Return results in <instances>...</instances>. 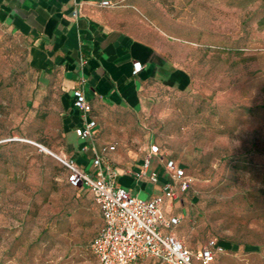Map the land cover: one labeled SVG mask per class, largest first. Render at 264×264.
I'll list each match as a JSON object with an SVG mask.
<instances>
[{
    "label": "rangeland",
    "instance_id": "rangeland-1",
    "mask_svg": "<svg viewBox=\"0 0 264 264\" xmlns=\"http://www.w3.org/2000/svg\"><path fill=\"white\" fill-rule=\"evenodd\" d=\"M118 7L173 70L149 84L142 109L96 118L101 135L116 151L157 144L186 166L194 185L172 210L188 247L215 237L228 249L212 264H264V0ZM28 42L0 20V264H96L98 208L42 149L62 157L64 92L29 68Z\"/></svg>",
    "mask_w": 264,
    "mask_h": 264
},
{
    "label": "crops",
    "instance_id": "crops-1",
    "mask_svg": "<svg viewBox=\"0 0 264 264\" xmlns=\"http://www.w3.org/2000/svg\"><path fill=\"white\" fill-rule=\"evenodd\" d=\"M101 1L0 0V20L29 41V65L56 76L64 92L61 128L69 150L64 149L61 156L92 169L93 156L104 154L118 172L121 186L151 198L160 194L167 180L163 160L157 156L150 160L148 172H158L157 183L136 181L134 172L141 168L144 152L134 146L116 151V144L106 143L98 123L92 136L80 138L75 133L84 118L72 106L73 88L85 91L92 106L88 119L96 120L108 110L142 109L149 84L173 70L160 48L132 31V10L118 7L121 3L135 7L142 0H108L116 4L112 7L102 6ZM134 61L143 64L137 75L132 74ZM110 145L115 149L109 151Z\"/></svg>",
    "mask_w": 264,
    "mask_h": 264
},
{
    "label": "built area",
    "instance_id": "built-area-1",
    "mask_svg": "<svg viewBox=\"0 0 264 264\" xmlns=\"http://www.w3.org/2000/svg\"><path fill=\"white\" fill-rule=\"evenodd\" d=\"M101 5L116 6L108 0L101 1ZM142 69L140 61L133 62V75ZM71 95L73 108L84 118L83 124L75 128L76 135L92 136L97 122L94 118L88 119L92 106L87 94L75 87ZM108 149L114 150L115 145ZM154 156L163 160L167 180L160 186V194L151 198H141L121 186L117 181L118 172L104 154L93 156L92 169L79 166L72 158L58 156L68 170L69 184L89 191L98 206L102 224L90 241L96 264H210L217 254L225 252L214 238L196 250L186 247L178 238L175 229L182 215L174 214L172 208L194 183V178L186 174L183 165L165 158L157 144H150L141 168L134 172L136 181L158 182V172H148Z\"/></svg>",
    "mask_w": 264,
    "mask_h": 264
},
{
    "label": "trees",
    "instance_id": "trees-1",
    "mask_svg": "<svg viewBox=\"0 0 264 264\" xmlns=\"http://www.w3.org/2000/svg\"><path fill=\"white\" fill-rule=\"evenodd\" d=\"M19 35L20 36H22L23 38H25V39H27L25 36H23L22 34H20L19 33ZM29 45H30V43L28 42V47H29ZM28 65H29V61H28ZM29 68L30 69H32L33 71H35L36 73H40V70H38V69H35V68H33V67H31L30 65H29ZM62 138H63V140H62V145H63V149H65L66 151L67 150H69V146L66 144V141H65V139H64V137L62 136ZM46 148V147H45ZM160 148V147H159ZM48 149V148H47ZM160 150H161V148H160ZM161 152H162V150H161ZM167 159H173L177 164H181V163H179V162H177L176 161V159H174L173 157H167ZM182 165V164H181ZM184 166V165H183ZM185 167V172H186V174H188V175H191L190 173H188V171H187V168H186V166H184ZM67 169V168H66ZM67 176H68V170H67V175H66V181H67ZM67 183H68V185L70 186V187H72L70 184H69V182L67 181ZM193 185H194V183L190 186V188L186 191V192H188L192 187H193ZM74 188V187H73ZM185 192V193H186ZM90 193V192H89ZM185 193H182L181 195H180V199L182 198V196H183V194H185ZM91 194V193H90ZM91 197H92V199H93V196L91 195ZM93 201H94V199H93ZM94 203H95V201H94ZM95 205L97 206V204L95 203ZM97 208H98V206H97ZM172 212L174 213V214H176V215H181V214H179V213H175L173 210H172ZM176 234H177V236H178V233L176 232ZM178 238H179V236H178ZM210 238H214V239H216L217 241H218V243L220 244V245H222L225 249H228V244H227V242H225L224 240H218L217 238H215V237H210ZM210 238H208V239H210ZM180 239V238H179ZM207 239V240H208ZM181 240V239H180ZM182 241V240H181ZM183 242V241H182ZM184 243V242H183ZM184 245L186 246V247H188L185 243H184ZM89 247H90V244H89ZM188 248H190V247H188ZM191 249V248H190ZM223 254V253H222ZM219 255H221V254H217L216 256H215V258H214V260L210 263V264H212L217 258H218V256Z\"/></svg>",
    "mask_w": 264,
    "mask_h": 264
},
{
    "label": "water",
    "instance_id": "water-1",
    "mask_svg": "<svg viewBox=\"0 0 264 264\" xmlns=\"http://www.w3.org/2000/svg\"><path fill=\"white\" fill-rule=\"evenodd\" d=\"M47 151L52 155V156H54V157H57L58 158V156H56L54 153H52L51 151H49L48 149H47Z\"/></svg>",
    "mask_w": 264,
    "mask_h": 264
},
{
    "label": "bare ground",
    "instance_id": "bare-ground-1",
    "mask_svg": "<svg viewBox=\"0 0 264 264\" xmlns=\"http://www.w3.org/2000/svg\"><path fill=\"white\" fill-rule=\"evenodd\" d=\"M42 149L45 150L46 152H48V151H47V148H42ZM48 153H49V152H48ZM49 154H50V153H49Z\"/></svg>",
    "mask_w": 264,
    "mask_h": 264
}]
</instances>
